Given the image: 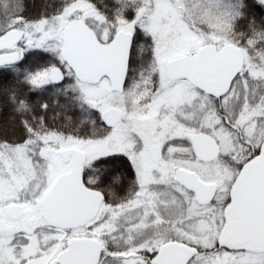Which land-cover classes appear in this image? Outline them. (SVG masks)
<instances>
[{
    "label": "snow or ice",
    "instance_id": "obj_1",
    "mask_svg": "<svg viewBox=\"0 0 264 264\" xmlns=\"http://www.w3.org/2000/svg\"><path fill=\"white\" fill-rule=\"evenodd\" d=\"M0 264H264V0H0Z\"/></svg>",
    "mask_w": 264,
    "mask_h": 264
},
{
    "label": "trees",
    "instance_id": "obj_2",
    "mask_svg": "<svg viewBox=\"0 0 264 264\" xmlns=\"http://www.w3.org/2000/svg\"><path fill=\"white\" fill-rule=\"evenodd\" d=\"M25 2L29 5L30 11H36V7L44 2V0H25Z\"/></svg>",
    "mask_w": 264,
    "mask_h": 264
}]
</instances>
